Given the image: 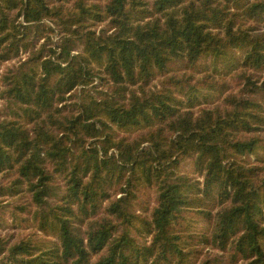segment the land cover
Listing matches in <instances>:
<instances>
[{
  "label": "trees",
  "instance_id": "16d2710c",
  "mask_svg": "<svg viewBox=\"0 0 264 264\" xmlns=\"http://www.w3.org/2000/svg\"><path fill=\"white\" fill-rule=\"evenodd\" d=\"M0 264H264V0H0Z\"/></svg>",
  "mask_w": 264,
  "mask_h": 264
},
{
  "label": "rangeland",
  "instance_id": "374dc122",
  "mask_svg": "<svg viewBox=\"0 0 264 264\" xmlns=\"http://www.w3.org/2000/svg\"><path fill=\"white\" fill-rule=\"evenodd\" d=\"M184 166L188 168L189 164H188V163H185ZM198 225H199L200 227L203 226V225H204V221L200 219V221L198 222ZM8 230L10 231L11 229L9 228ZM28 230H30V229H28ZM18 231H19V232H23L22 229H19ZM10 232H11V231H10ZM28 232H30V231H27L26 233H28Z\"/></svg>",
  "mask_w": 264,
  "mask_h": 264
}]
</instances>
